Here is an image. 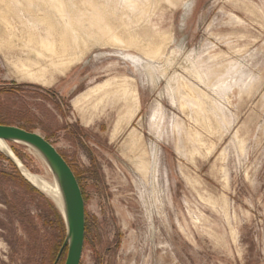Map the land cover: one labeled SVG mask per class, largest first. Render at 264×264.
I'll return each mask as SVG.
<instances>
[{"label": "rangeland", "instance_id": "rangeland-1", "mask_svg": "<svg viewBox=\"0 0 264 264\" xmlns=\"http://www.w3.org/2000/svg\"><path fill=\"white\" fill-rule=\"evenodd\" d=\"M0 123L79 177L81 264H264V0H0ZM57 210L0 152V264H53Z\"/></svg>", "mask_w": 264, "mask_h": 264}, {"label": "water", "instance_id": "water-1", "mask_svg": "<svg viewBox=\"0 0 264 264\" xmlns=\"http://www.w3.org/2000/svg\"><path fill=\"white\" fill-rule=\"evenodd\" d=\"M8 143L23 145L35 151L51 169L58 185L62 208L54 202L65 223L66 236L53 264H59L65 250L67 255L64 264H81L87 228L86 201L73 167L58 147L41 133L18 125L0 123V152L18 168L27 181L38 189L40 188L27 176L23 167L31 171L8 146Z\"/></svg>", "mask_w": 264, "mask_h": 264}, {"label": "bare ground", "instance_id": "bare-ground-1", "mask_svg": "<svg viewBox=\"0 0 264 264\" xmlns=\"http://www.w3.org/2000/svg\"><path fill=\"white\" fill-rule=\"evenodd\" d=\"M134 137H135V132L133 131L130 133L128 140H133ZM32 153H34V155L39 156L34 151H32ZM47 168H48V170H47V174L45 175V178L44 177L41 178L39 176L32 174L31 172H29L27 169H25L23 167L25 173L32 180V182L36 186H38L40 189L45 191L47 194H49L54 199V201L58 204V206L60 208H62V200H61L58 185L56 183V180L54 178V175H53L51 169L48 166H47Z\"/></svg>", "mask_w": 264, "mask_h": 264}, {"label": "crops", "instance_id": "crops-1", "mask_svg": "<svg viewBox=\"0 0 264 264\" xmlns=\"http://www.w3.org/2000/svg\"><path fill=\"white\" fill-rule=\"evenodd\" d=\"M113 131H114L113 128L110 129V131H109V130L107 131V143H108L109 145H112V144L114 143V139H112Z\"/></svg>", "mask_w": 264, "mask_h": 264}, {"label": "trees", "instance_id": "trees-1", "mask_svg": "<svg viewBox=\"0 0 264 264\" xmlns=\"http://www.w3.org/2000/svg\"><path fill=\"white\" fill-rule=\"evenodd\" d=\"M77 177H78V176H77ZM78 180H79V182H80V179H79V177H78ZM80 185H81V188H82V191H83L84 197H85V199H86L85 191H84V188H83V186H82L81 182H80ZM57 211H58V210H57ZM55 259H56V258H55Z\"/></svg>", "mask_w": 264, "mask_h": 264}]
</instances>
